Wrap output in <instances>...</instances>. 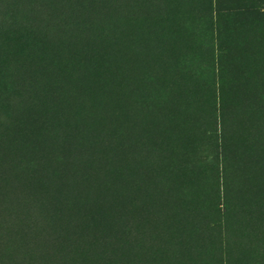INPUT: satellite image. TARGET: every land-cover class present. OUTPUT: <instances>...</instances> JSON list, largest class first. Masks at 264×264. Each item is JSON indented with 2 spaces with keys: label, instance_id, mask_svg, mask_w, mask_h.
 I'll use <instances>...</instances> for the list:
<instances>
[{
  "label": "trees",
  "instance_id": "16d2710c",
  "mask_svg": "<svg viewBox=\"0 0 264 264\" xmlns=\"http://www.w3.org/2000/svg\"><path fill=\"white\" fill-rule=\"evenodd\" d=\"M43 1L0 0V264H264V150L217 117V0H53L33 18ZM238 104L264 126V99ZM197 188L215 201L201 246L137 242L155 200L183 214Z\"/></svg>",
  "mask_w": 264,
  "mask_h": 264
},
{
  "label": "rangeland",
  "instance_id": "374dc122",
  "mask_svg": "<svg viewBox=\"0 0 264 264\" xmlns=\"http://www.w3.org/2000/svg\"><path fill=\"white\" fill-rule=\"evenodd\" d=\"M121 1L124 3L129 2L131 5L137 7L143 4L142 6L155 9L162 0ZM166 1L170 5L184 6L191 10L197 9L200 6H206L205 0ZM144 3H146V5H144ZM55 4L53 0H44L42 2V9L40 12H35L33 18L40 20L50 18V13L56 10ZM217 4L216 17L219 25L217 29L214 28L215 39L213 40L214 45L212 46L215 63V96L218 106L219 103H221L217 117L221 113V115H225V117L229 118L230 114L235 122L233 135H250L253 138L249 143V147L264 150V142L258 138L259 135H264V126H261L259 121L253 117L244 119L241 116L238 104V102H245L247 100L260 101L264 99V92H255L247 89L249 84L246 82L249 80L247 76H245L247 72L255 70L252 61L264 57V0H217ZM43 9H48V12H44ZM12 38L14 40H20L21 35L18 34V36ZM228 47L230 55L229 60H226L225 52L222 54V50L225 51ZM20 63L26 64L28 60H21ZM134 73H139V70H136ZM110 74L111 72L106 73V75ZM26 77L27 76H23L21 78L22 85L27 82L25 79ZM203 79L205 80V78ZM207 82V80L202 81L201 79H194L192 81V88L197 92V95H199V93L201 94L203 90L210 88L208 85L209 82ZM66 83L70 84L71 78H69ZM227 83H229V85H227ZM253 83L257 84V81L253 80ZM211 86L213 87V83ZM95 93V91H91L92 96H95ZM229 103H233V105H229ZM228 106L232 108L230 113L228 112ZM250 114L254 116L264 115V112L261 113V111L250 110ZM234 141L235 140L229 142L231 144L234 143ZM141 172L142 170L140 173ZM199 178L200 176L194 174L189 180H193L195 184H198ZM125 186L126 183H124V187ZM196 191L195 196L188 202L185 208L180 210L181 213L183 211L184 213L179 215L167 210V207H163L165 203L162 200H155L150 215H147L152 221V227H146L145 225L140 227L139 220L136 222L138 230L142 228L144 231L142 236L141 230V237H137V242H144L148 237L156 244L166 243L171 245L201 246L203 244V238H205L206 235L205 233L211 227V222H213L212 207L213 205L215 206V201L210 199L208 203L207 198L203 199L204 196L199 192V188H197ZM167 202L173 204L174 200L172 201V199L169 198ZM205 205H208L207 208H204ZM1 206L3 205H0V222L4 224L6 220L4 219V211L1 209ZM197 206L199 207L196 209ZM261 219L264 220V215L261 216ZM122 224L124 225L126 222ZM146 232L150 235L145 234ZM0 234L4 236L1 231ZM213 234L215 233L213 232Z\"/></svg>",
  "mask_w": 264,
  "mask_h": 264
}]
</instances>
